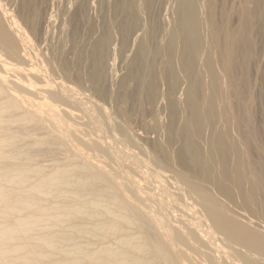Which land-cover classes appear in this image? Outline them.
I'll list each match as a JSON object with an SVG mask.
<instances>
[{
  "label": "bare ground",
  "instance_id": "1",
  "mask_svg": "<svg viewBox=\"0 0 264 264\" xmlns=\"http://www.w3.org/2000/svg\"><path fill=\"white\" fill-rule=\"evenodd\" d=\"M116 1H119V6L124 7L130 0ZM156 1L142 0L136 8L138 6L141 11L152 13ZM171 1L173 6L168 7L175 18V31L170 32L172 35L163 43L164 47L173 51H170L172 54L169 57L164 55V58L168 57V74L164 72L169 84L167 96L170 99L181 87L185 90L184 103L175 97L168 99L170 120L166 125H169V144L167 141L166 143L168 149L174 150L176 158L170 160L166 147L157 142L148 141L145 148H151L155 161L164 163L173 179L182 183L185 189L182 196L161 197L140 185V181L124 165L125 161L109 147L102 129L91 122V117L103 119L101 115L105 111L93 104L88 110L81 108L78 105L80 96L77 90L68 85L74 83L80 87L85 86L98 99H105L110 90L107 91L105 86L104 64L107 47L113 39L110 30L117 26L124 32L123 36L126 34L129 38L138 31V19L141 20V15L140 18H134V13V17L126 16L122 20L121 17L118 23L115 22L116 25L109 22L107 35L92 41L89 50L91 56L88 58L92 62V73L85 78L76 68L86 60V50L83 47L75 45L77 65L74 67L61 58L67 45L65 36L59 37V46H55L51 40L47 41L51 33L44 26L45 31L41 30L44 20L39 5L41 0H0V264H264V230L259 225L258 228L256 224L242 221L245 219L244 215L240 220L231 210V206L237 204L236 207H241L250 215L246 214L248 218L254 217V220L255 217L264 215V173L258 172L262 171L264 163H249V153L254 150L252 139L244 135L245 138L242 137L241 140L244 141V148L240 150L239 145H233L237 134L230 143L231 140L228 141L226 136L231 133L226 132V128L224 133L220 132L222 129L217 127L219 132H214L215 136L212 135L207 143L206 156L204 152V137L208 135L204 133L206 134V129H214L220 99L224 98L223 106L221 105L223 112L220 111V115H224L225 119L233 101L237 108L243 109L245 94L250 89L247 88L248 63L253 44V40L250 41V28H253V24L250 26L249 16L256 13L261 17L264 6H261L259 0H244L242 15L247 28L243 30V34L240 31L242 35L237 36L230 31L226 20L222 21L224 23L218 20L217 0ZM100 3L104 5L101 0L99 6ZM118 9L116 8V12ZM88 11L83 7L78 10L75 18L72 16L73 25L76 24L74 28L77 29L78 24L87 23L92 35V32H96L98 23L94 22ZM128 13L132 15L131 11ZM17 16L25 24L28 33L23 30V24L20 25V21L15 20ZM222 24L224 28L221 27ZM147 28L143 27L146 30L143 31V40L137 48L130 72L127 70L129 74L119 82V95L116 94V98L114 94V106L119 101L124 105L133 98L135 101L138 94L145 104H152L159 95L156 73L154 74L151 63L159 57L157 50L151 47L158 32V24L151 22ZM203 29L208 33V39H205ZM36 38H39V42L43 41L40 38L47 41L46 50L42 47L45 51L40 49L44 41L40 42V46L36 45ZM127 38H123L126 45ZM206 48L208 51H205ZM33 52L35 58L33 56L30 59ZM213 54H217V61ZM201 59L204 67H200L204 68L209 82L205 77L207 81L201 79L205 75L199 72L201 70L197 71L196 65L199 61L202 64ZM160 62L163 63L162 60ZM128 67L130 68V64ZM237 71L242 72V79L237 77ZM202 80L208 83L207 88L205 83L201 84L204 82ZM131 82L137 85L134 84L137 87L135 91L131 90L132 87L129 90ZM205 88L210 92L206 94L207 98L202 97ZM79 89L82 90V87ZM89 90L85 89L84 92ZM248 102L251 103V100ZM72 105L76 106H73L75 111L78 107L80 114L73 111ZM133 105L135 107V103ZM118 106L120 108L117 105L116 110ZM122 106L121 104L119 112H114L120 114L118 116L125 122L128 114L125 110L122 111ZM131 106L130 103L129 107L133 109ZM247 114L249 113L246 111L245 115ZM179 115L183 121V125L178 124L182 125L180 127L175 124ZM249 116L245 121L252 122V117ZM228 120L226 125L234 122L228 123ZM233 128L237 129L234 130L236 133L240 129L235 128V125ZM126 130H129L128 127ZM253 130L251 131L254 132ZM125 133L126 144L132 142L131 135L129 136L131 132ZM61 153L62 157L59 155ZM46 159L52 165L49 166V162L45 165ZM144 175L152 177L150 171Z\"/></svg>",
  "mask_w": 264,
  "mask_h": 264
},
{
  "label": "rangeland",
  "instance_id": "2",
  "mask_svg": "<svg viewBox=\"0 0 264 264\" xmlns=\"http://www.w3.org/2000/svg\"><path fill=\"white\" fill-rule=\"evenodd\" d=\"M43 1L44 2H46V3H43ZM58 1V2H57ZM64 1H66V0H41V3L39 4L40 5V10H41V13H42V20H43V22H42V20H41V22L43 23H41V30H43V32L45 31V29L48 31V29H50L49 30V33H51L50 35V38L47 40V41H50L51 40V42H53V44H55V46H59V41H60V38H64V37H62V35L63 36H65L66 37V39H67V45H66V51H65V49H64V51H62V55L63 56H61V58H62V60H65V62H68V63H70L71 65H73L74 67H76V65H77V63H76V60H75V50H76V46H77V44H78V46L79 47H83L86 51H85V53H86V57H85V61H83L82 62V64H79V65H77V69H78V71L82 74V76H84L85 78H87V77H89V76H91V71H92V62H91V60L89 61V59L88 58H90L89 56H91V54H90V45H91V43H92V41L96 38H100V37H102V36H104V35H107L106 33L108 32V28H109V24L110 23H114V25H116L119 21H120V18H121V20L124 18V17H126L127 16V18H131V17H134V13H136V17H134V18H140L139 16L141 15V20L140 19H138V22H139V24H140V26H138V31L136 30V32L135 33H133V34H131L130 35V37L129 38H127V35L125 34L124 36H123V31H121L119 28H117V26H115V29L113 28V29H111L110 30V32H111V38H113V39H111V41H110V43H109V45H108V47H107V55H106V57H107V59H106V57H105V59H104V61H105V70H106V80H105V86H106V90L108 91L109 89L111 90H109L111 93L110 94H108L109 93V91L107 92V94H106V97H105V99L104 98H102V100H101V98H99L98 99V97L97 96H95L93 93H91V91L89 90V88H87V87H85V86H81L82 87V90H80L79 88H81L79 85H77V84H74V83H72V85H71V83L70 84H68L71 88H73V89H75V90H77V93L79 94V96H80V100H79V103H78V105L81 107V108H83V109H85V110H88L89 108H90V106H91V104H93V105H95V106H97L99 109H101L102 111H105V112H102V117H103V119H104V121H106L107 122V124H106V122H104L103 121V119H99L98 117H91L92 118V123H94L95 124V126H97V127H100L101 129H102V131L104 132V134H105V137H106V139L108 140V142H109V147L113 150V152L118 156V157H120V159H122V160H124L125 161V166L128 168V170H129V172L130 173H132L134 176H136V178H137V180H139L140 182V185L143 187V188H145L147 191H149V192H155L156 194H158V195H160L161 197H173V196H182L183 194H184V189H185V186L182 184V183H180V182H176L174 179H173V177H172V175H171V173L169 172V171H167L166 170V168H165V165H164V163H159V162H156L155 161V157L153 156V153H151L152 151H151V148H145V147H147V143H148V141L150 142H152V143H156L157 142V144H161V145H164V147H166L165 148V150H167L168 151V153H170V155H169V159L170 160H175V155H174V150L171 148V149H168L169 148V146H167L169 143H168V126L169 125H166V124H169V116H170V107H169V100L170 99H174V97H175V99H177V100H179L181 103L183 102L184 103V98H185V90H184V88L183 87H181V88H179L176 92H175V94L173 95V96H171L170 97V99H169V96H167L168 95V91H169V86H167V84H168V78H167V74H168V68H167V59H168V57L169 56H171V54L173 53V51L172 50H169V49H167L166 47H164V45H163V43H166L167 42V40L169 39V37H170V35H172V33H174V31H175V27H174V25H175V23H173V21H175V18H174V15L171 13V8H169L168 6H173L172 5V3H173V1H171V0H157L156 2H155V4H154V7H153V12L152 13H149L148 12V14H147V12L145 13V11H141L140 10V7H138L137 6V8H136V5H138L139 4V2H141L142 0H130V1H132V2H130V1H128L129 3H127L126 4V6H124V7H122V6H119V1H116V0H107V1H105L104 0V3H103V0H101L102 1V4H104L103 6L101 5V3H100V6H99V0H88V2H86L85 0H67L66 1V3L63 2ZM77 1L79 2V3H81L80 4V6L78 5L79 3H77ZM91 1V2H90ZM98 1V2H97ZM221 1V2H220ZM260 2H261V6H264V0H259ZM54 2V3H53ZM85 2V3H84ZM108 2V3H107ZM113 2V3H112ZM116 2V3H115ZM138 2V3H137ZM90 3V4H89ZM112 3V4H111ZM133 3V4H132ZM42 4V5H41ZM48 4V5H47ZM52 4V5H51ZM71 4H73V5H71ZM85 4V5H84ZM93 4V5H92ZM116 4V5H115ZM170 4V5H169ZM217 9L218 10H216L217 12V18H218V20L220 21V22H222V21H225L226 20V22H227V24H228V28L230 29V31H232V33L234 34V35H242L243 33H244V29H246L247 27H246V23H244L245 21H244V19H243V13H242V7H243V5H244V0H217ZM47 6V9H45L46 8V6ZM56 5V6H55ZM63 5V6H62ZM82 5V6H81ZM113 5V6H112ZM131 5H133V6H131ZM49 6V7H48ZM79 6V7H78ZM89 6H92V7H89ZM115 6H117V7H115ZM55 7V8H54ZM69 7V8H68ZM72 7H73V9H72ZM82 7L83 8H86L87 9V13L90 15V13H91V17L93 18V20H94V22H96V24H97V29H96V32L94 31V33L92 32V35H91V32H90V30H89V25L86 23H81V24H78V27H77V29L76 28H74V26H77L76 24L75 25H73L74 24V19L72 18V16H74V18H75V13H78V10H80V9H82ZM107 7V8H106ZM114 7V8H113ZM120 7V8H119ZM124 9H122V8ZM133 7H134V9H136V10H134L133 9ZM78 9V10H75V9ZM97 8V9H96ZM106 8V9H105ZM116 8L118 9L117 10V12H116ZM263 8V11H264V7H262ZM71 9V10H70ZM93 9V10H92ZM130 12L131 11V14L132 15H130V13H128V11ZM168 9H170V12H169V10ZM221 9V10H220ZM228 9V10H227ZM235 9V10H234ZM49 10V11H48ZM56 10V11H55ZM66 10V11H65ZM100 10V11H99ZM114 10H115V12H114ZM58 11V12H57ZM63 13H62V12ZM106 11V12H105ZM113 11V12H112ZM53 12V13H52ZM66 14H65V13ZM74 14V15H72V13ZM111 12V13H110ZM118 12H120L119 14H120V16H119V14H117ZM124 12V13H123ZM126 12V13H125ZM141 12V13H140ZM224 12V13H223ZM60 13V14H59ZM114 15H113V14ZM121 13H122V15H121ZM227 13V14H226ZM234 13V14H233ZM47 14V15H46ZM115 14H117V16H118V18L116 17V15ZM126 14V15H125ZM151 14V15H150ZM59 17H58V16ZM68 15V16H67ZM88 15V16H89ZM99 15H101L102 17H99ZM169 15V16H168ZM240 15V16H239ZM89 16V17H90ZM95 16V17H94ZM109 16V17H108ZM115 16V17H114ZM251 16V17H250ZM249 16V24H250V26L252 25V29L250 28V41H252V55H251V57H250V59H249V61H250V63H248V66H250L249 68H248V74H249V77H248V84H247V88H249L250 87V91L248 90L247 91V89H246V91H247V93L245 94V97H244V101H243V109L245 110L244 112H243V109H241V108H237V105H236V103L233 101V105H232V107H231V110L229 111V113H228V116H226L227 118V120H228V123L229 122H235V124H234V122L233 123H230V124H227L226 125V123H227V120L224 118L225 116L224 115H222L223 116V119L226 121V122H223L224 120L222 119V116L220 115L221 114V112H223L222 111V109H221V107L223 106V103H224V100H222V99H224V98H222V99H220L221 101H219L220 103L218 104L219 106H218V108H217V110L219 111H217L218 112V118H217V121L215 122V124L217 123V125H215L214 124V129H215V127H216V129H215V131H214V129L213 130H211L210 131V129H206V134L204 133V135H207V137L206 138H208L209 136V140L208 139H206L205 137H204V152H205V156H206V154H207V151L205 150V149H208V145H207V143L212 139V135H213V137L215 136V133H218L219 132V130H221L220 132H225L226 131V129L228 130V131H226V132H228V133H231V134H229V135H227V134H225V135H227L226 137H227V139L229 138V140L228 141H230L231 140V142L230 143H232L235 139V136H236V134H237V136H236V144H234L235 143V141L233 142V145H236V146H238L239 145V149L240 150H243V142L244 141H241L242 140V137L243 138H245L244 137V135H247V136H249L250 138V140H251V143H252V149H254V150H251V152L249 153V156L250 157H248L249 158V163L251 164V162L253 161V163L252 164H254V162H255V164L257 163V162H261L262 164L264 163V13L262 14V16H263V18H262V16L260 17L259 15H257L256 13H255V15L252 13V15H250ZM253 16V17H252ZM256 16V17H255ZM49 17V18H48ZM52 17V18H51ZM68 17V18H67ZM106 17V18H105ZM149 17V18H148ZM239 17H241V18H239ZM18 18V16L17 17H15V20H18L17 19ZM71 18V19H70ZM98 21H95V19ZM147 18V19H146ZM151 18V19H150ZM171 18V19H170ZM222 18V19H221ZM225 18V19H224ZM49 19V20H48ZM60 19H62V20H60ZM73 19V20H72ZM109 19V20H108ZM119 19V20H118ZM47 20V21H46ZM69 21V23L68 24H70L69 25V29H68V24H67V22ZM105 20V21H104ZM108 20V21H107ZM115 20V21H114ZM228 20V21H227ZM230 20V21H229ZM242 20H243V22H242ZM253 20V21H252ZM20 20H18V22H19ZM52 21H54V22H52ZM58 21V22H57ZM61 21H62V23H61ZM66 21V26H67V28H66V26H65V24H64V22ZM100 21H101V23H100ZM104 21V22H103ZM112 21H114V22H112ZM142 21V22H141ZM144 21V22H143ZM250 21H251V23H250ZM47 22V23H46ZM110 22V23H109ZM115 22H117V23H115ZM151 22H153V23H156V24H158V32H159V30H161V32L158 34V32H157V34H156V36H155V39L151 42V47L153 48V49H155V50H157V52H158V54L159 55H157V56H159V57H156L155 58V60H153V62H151L152 64H153V69H154V74H155V76H156V79H157V91L159 92V95L156 97L157 99H155V101L152 103V104H145L144 103V101H143V99H141L140 98V95L138 94L137 95V97L135 98V101H133V99L131 100L132 102H133V104L135 103V107H134V105L132 104V102L130 101V103H131V108H133V109H130V103H127V104H123V102L121 103L120 101L118 102V104L116 103V107H117V105H120V108H119V106H118V110H116V107L113 105V104H115V99L113 100V98H114V94H115V97L117 98V96H116V94L117 95H119V82H120V80L124 77V76H126V75H128L129 74V72H130V69H131V66H132V61H133V58L135 57V55H136V52H137V48H138V46H139V44H141L142 43V38H143V31L144 30H146V29H143V27L145 28H147V26H148V28H149V25H150V23ZM20 23V25H22V28H23V30L26 32V33H28L27 32V28H25V24L24 23H22V21H20L19 22ZM52 23V24H51ZM55 23V24H54ZM58 23V24H57ZM105 23V24H104ZM222 23H224V22H222ZM63 24H64V26H63ZM146 24H147V26H146ZM174 24V25H173ZM227 24H226V26H227ZM258 24V25H257ZM51 25V26H50ZM63 26V29H62V26ZM81 25H83L82 27H81ZM87 25V26H86ZM100 25V26H99ZM106 25L108 26V27H106ZM145 25V26H144ZM160 25V26H159ZM24 26V27H23ZM45 27V29H44V27ZM48 26H49V28H48ZM52 26H55V27H52ZM142 26V28H140ZM234 26V27H233ZM54 28V29H51V28ZM86 27V28H85ZM88 27V28H87ZM222 28H224L225 26H224V24H222V26H221ZM238 27V28H237ZM240 27H242V29H240ZM25 28V29H24ZM147 28V29H148ZM160 28V29H159ZM237 28V29H236ZM57 29V30H56ZM60 29V30H59ZM105 29H107V30H105ZM117 29V30H116ZM143 29V30H142ZM170 29V30H169ZM62 30H67V31H65V32H63ZM70 30V31H69ZM76 30H77V33H76ZM105 30V31H104ZM234 30V31H233ZM239 32H238V31ZM242 30V34H241V31ZM60 31V32H59ZM72 31V32H71ZM115 31V32H114ZM117 31V32H116ZM205 31V32H204ZM58 32H59V34H58ZM71 32V33H70ZM79 32V33H78ZM86 32V33H85ZM104 32V33H103ZM113 32H114V34H113ZM122 32V33H121ZM170 32H172V33H170ZM252 32V33H251ZM64 33L66 34V35H64ZM84 33V34H83ZM237 33V34H236ZM239 33V34H238ZM56 34V35H55ZM58 34V35H57ZM81 34V35H80ZM87 36H86V35ZM97 34V35H96ZM203 34H204V36H205V39H208L209 37H208V33L206 32V30L205 29H203ZM207 34V35H206ZM259 34V35H258ZM75 35V36H74ZM77 35V36H76ZM100 35V36H99ZM134 35V36H133ZM168 35V36H167ZM58 36V37H57ZM72 36V37H71ZM86 36V37H85ZM93 36V37H92ZM132 36V37H131ZM207 36V37H206ZM53 37V38H52ZM60 37V38H59ZM79 37H81V38H79ZM57 38V39H56ZM59 38V39H58ZM79 38V39H78ZM84 38V39H83ZM125 38H127L128 39V43H129V45H128V43H127V45L126 44H124V39ZM132 38V39H131ZM167 38V39H166ZM39 39V38H38ZM37 38H36V41H38L39 42V40H38ZM40 39H43V41H44V45L42 44L41 46H40V42H42L43 43V41L42 40H40V42H39V44H37L36 43V41H35V43H36V45H39V46H37L38 48H40L41 50H43V51H45L46 50V47H47V41L45 42V40H44V38H40ZM56 41H55V40ZM76 39V40H75ZM130 39V40H129ZM78 40V41H77ZM85 40V41H84ZM139 40V41H138ZM166 40V41H165ZM89 41H90V43H89ZM164 41V42H163ZM55 42V43H54ZM77 42V43H76ZM85 42V43H84ZM162 42V43H161ZM46 43V44H45ZM122 44V45H121ZM135 44V45H134ZM46 45V46H45ZM70 45H71V48H70ZM76 45V46H75ZM120 45V46H119ZM126 45V46H125ZM163 45V46H162ZM75 46V47H74ZM88 46V47H87ZM123 46V47H122ZM124 46H125V48H124ZM130 46V47H129ZM162 47V48H158V47ZM42 47H44L45 48V50H44V48L42 49ZM74 48V49H73ZM88 48V49H87ZM109 48V49H108ZM157 48V49H156ZM125 49V50H124ZM158 49H159V51H158ZM161 49V50H160ZM163 49V50H162ZM164 49H167L166 51H164ZM69 50V51H68ZM72 50V51H71ZM129 50V51H128ZM208 51V49L206 48L205 49V51ZM68 51V52H67ZM161 51H163V52H161ZM167 51H168V53H167ZM170 51H172V53L170 52ZM167 54H166V53ZM29 53V52H28ZM66 53V54H65ZM68 53V54H67ZM89 53V54H88ZM109 53V54H108ZM31 54H33V55H31ZM31 54H28V56L29 55H31V56H29V58L30 59H33V58H35V53L33 52V53H31ZM64 54L65 55H67V56H64ZM71 54V55H70ZM162 54H163V56H162ZM70 55V56H69ZM164 55L165 56H168L166 59L164 58ZM217 55V54H216ZM216 55L215 54H213V56L215 57L214 59L217 61V59H216ZM226 55V54H225ZM224 55V58L223 59H225L226 58V56ZM258 55V56H257ZM34 56V57H33ZM115 56H116V58H115ZM131 56V57H130ZM31 57H33V58H31ZM67 57H68V59H67ZM125 57V58H124ZM161 57H163L162 59H160ZM64 58V59H63ZM66 58V59H65ZM158 58V59H157ZM132 59V60H131ZM157 59V60H156ZM67 60V61H66ZM159 60V61H158ZM162 60V62H163V60H165L162 64H161V61ZM31 61H33V60H31ZM71 61V62H70ZM107 61V62H106ZM124 61V62H123ZM154 61H157L160 65H162V67L157 63L156 64V62H154ZM248 61V62H249ZM129 62V63H128ZM131 62V63H130ZM203 62L204 61H202V59H201V63L202 64H200V61H199V63H198V65H196V67H197V71H199V70H201V71H199L202 75H204V76H201V79H203L204 77L208 80V82H209V79L207 78L208 77V75L206 74V73H204V68H202V67H200V65L201 66H203ZM29 64V63H28ZM129 64H130V68L128 67L129 66ZM166 64V65H165ZM250 64V65H249ZM30 65V64H29ZM145 65H146V62H145ZM219 66V65H218ZM86 67V68H85ZM126 67V68H125ZM204 67V66H203ZM81 68V69H80ZM167 68V69H166ZM200 68V69H199ZM88 69H90V70H88ZM166 69V70H165ZM219 70L218 71H220L221 72V70H220V68H218ZM127 70H129V72L127 71ZM160 72H159V71ZM162 70V71H161ZM166 71V72H165ZM157 72H159V73H157ZM167 73V74H165V73ZM241 71H237V77L239 78V79H242V78H240V77H242V72L240 73ZM158 74H159V76H158ZM221 74V73H220ZM242 74V75H241ZM109 75V76H108ZM122 75V76H121ZM111 76V77H110ZM162 76V77H161ZM159 77H161V78H163V77H166V79L165 78H163V79H161V78H158ZM204 78V80H206ZM161 80V81H160ZM204 80H202V81H204ZM206 80V81H207ZM166 82V83H165ZM164 83V84H163ZM204 83H205V81L202 83L201 82V84H203L204 85ZM135 84L136 85V83L135 82H131L130 83V86H129V90H130V87H132L133 89H131V90H133V91H135L134 89H137V85L135 86H133V85ZM208 84V83H207ZM206 83H205V85L204 86H206L207 85ZM108 85V86H107ZM161 85V86H160ZM169 85V84H168ZM202 85V86H203ZM75 86H77V88L75 87ZM136 87V88H135ZM206 88H207V86H206ZM205 88V90H203V94L204 95H202V97L204 96L205 98H207L208 96H206V94L208 95V94H210V92H208V90ZM85 89H88L89 91H85L84 92V90ZM168 89V90H167ZM204 89V88H203ZM252 89V90H251ZM261 89V90H260ZM180 90V91H179ZM182 90H183V92H182ZM113 91V92H112ZM118 91V92H117ZM249 92V93H248ZM181 93V94H180ZM255 93V94H254ZM112 94V95H111ZM263 94V95H262ZM107 95H108V97H107ZM109 95H111L110 97H109ZM247 95V96H246ZM160 96V97H159ZM173 97V98H172ZM250 97V98H249ZM139 98V99H138ZM166 98V99H165ZM248 98V99H247ZM262 98V99H261ZM136 99H138V100H136ZM141 99V100H140ZM169 99V100H168ZM183 99V100H182ZM247 99V100H246ZM166 100V101H165ZM249 100H251V103H249L248 101ZM136 101H137V103H136ZM223 101V102H222ZM247 101V102H246ZM255 101V102H254ZM257 101V102H256ZM105 102V103H104ZM142 102H143V105H142ZM246 102V103H245ZM123 105L122 106V108H123V112H124V110H125V112L128 114V118L130 117V120L128 119V118H125L126 119V121L124 122L118 115H120V114H117V113H115L116 111L117 112H119L120 110L119 109H121V104ZM140 103V104H139ZM222 103V104H221ZM235 103V104H234ZM250 105H249V104ZM253 103H254V105H253ZM261 103V104H260ZM107 104V105H106ZM137 104H138V107H137ZM155 104V105H154ZM252 104V105H251ZM129 105V106H128ZM140 105V106H139ZM167 105V106H166ZM182 105V104H181ZM222 105V106H221ZM75 107L76 108V106L75 105H72L71 107ZM110 106V107H109ZM153 106V107H152ZM161 106V107H160ZM247 106V107H246ZM251 106V107H250ZM73 107V111L75 112V113H77V114H80L79 112H78V107H77V111H75L76 109ZM115 107V108H114ZM125 107V108H124ZM128 107H129V109H128ZM144 109H143V108ZM234 107V109H232ZM242 107V106H241ZM250 107V108H249ZM253 107V108H252ZM203 108H204V106H203ZM236 108V109H235ZM247 108V109H246ZM250 110H249V109ZM238 109H241V110H238ZM129 110H131V111H129ZM152 110V111H151ZM235 110V111H234ZM249 110V111H248ZM253 110V111H252ZM115 111V112H114ZM138 111H140V113L138 112ZM155 111V112H154ZM221 111V112H220ZM233 111V112H232ZM246 111H247V113H249L250 114V116H249V114H247L249 117H252V122H248V120L247 121H245L246 119H248L247 117V115H245V113H246ZM251 111V112H250ZM131 114V116H130V114ZM132 112V113H131ZM166 112V113H165ZM169 112V113H168ZM231 112V113H230ZM235 112V113H234ZM237 112V113H236ZM239 112V113H238ZM146 113V114H145ZM235 115H234V114ZM241 113H242V115H241ZM253 115H252V114ZM117 114V115H116ZM143 115V116H142ZM155 115V116H154ZM230 115H232V117H234L236 120H234V118H232ZM234 115V116H233ZM239 115V116H238ZM252 115V116H251ZM107 116V117H106ZM113 116V117H112ZM164 116V117H163ZM179 116L181 117V118H179ZM179 116H177V118L175 119V124H177L176 126H178V127H180V125H178L179 123H182V125H183V121H182V116L181 115H179ZM229 116H230V118H232L233 120L231 121V119L229 118ZM235 116H237V117H235ZM104 117H106V118H104ZM158 118V119H157ZM255 118V119H254ZM263 118V119H262ZM112 119V120H111ZM157 119V120H156ZM222 121H221V120ZM149 120V121H148ZM121 121V122H120ZM158 121V122H157ZM164 121V122H163ZM240 121H242L240 124H238ZM129 124H128V123ZM178 122V123H177ZM236 122H238V123H236ZM111 123V124H110ZM115 123V124H114ZM123 123H124V125H123ZM158 123V124H157ZM219 123H220V125H219ZM223 123V124H222ZM225 123V124H224ZM121 124V125H120ZM163 124V125H162ZM239 125V126H237V125ZM247 124V125H246ZM250 124H252V125H250ZM118 125H120L119 127H121V128H119V127H117ZM181 125V126H182ZM225 125V126H224ZM228 125H230V128L228 127ZM234 125H235V128L237 127V128H240V129H238V131H237V133L234 131V130H237V129H234L233 127H234ZM248 125H249V127H248ZM125 126V127H124ZM243 126V127H242ZM246 126V127H245ZM254 126H255V128H254ZM127 127H128V129L129 130H126L127 129ZM164 127V128H163ZM167 127V128H166ZM217 127H219L218 129H217ZM115 128V129H114ZM118 128V129H117ZM123 128H125V129H123ZM226 128V129H225ZM230 130H229V129ZM232 128V129H231ZM250 128V129H249ZM121 129H123V130H121ZM243 129V130H242ZM254 129V130H253ZM119 130H121L120 132H123L124 130L127 132V134L128 133H130L129 134V136L131 137V141L132 142H127V144L129 145H132L133 144V146H134V144L136 143V145L134 146V148H133V146H129L128 147V145L126 144V142L125 141H127V136L125 137L124 136V134L123 133H125V131L123 132V133H120L119 132ZM210 131V133L211 134H209V131ZM240 130V131H239ZM241 130H242V133H241ZM248 130H250V131H248ZM251 130H253L254 132H252ZM118 131V132H117ZM230 131V132H229ZM246 131V132H245ZM215 132V133H214ZM240 132V133H239ZM243 132H244V134H243ZM249 132V133H248ZM256 132V133H255ZM133 133V134H132ZM213 133V134H212ZM233 133V134H232ZM235 133V134H234ZM241 135H239V134ZM122 134V135H121ZM126 134V133H125ZM235 135V136H234ZM241 137V138H239V136ZM125 138H124V137ZM254 136V137H253ZM138 138V139H137ZM239 138V139H238ZM256 138V139H255ZM126 139V140H125ZM135 139V140H134ZM158 139V140H157ZM160 139V140H159ZM164 139H165V141H164ZM167 139V140H166ZM240 140V141H238V140ZM255 141H254V140ZM244 140V139H243ZM146 141V142H145ZM154 141V142H153ZM158 141L160 142V141H162V143L160 142V143H158ZM166 141H167V143H166ZM237 141L239 142V143H237ZM144 142V143H143ZM150 142V143H151ZM242 142V144H240ZM132 143V144H131ZM165 143V144H164ZM141 144H142V147H141ZM205 144H206V146H205ZM143 145H144V148H143ZM241 145V146H240ZM243 145V146H242ZM139 146V147H138ZM137 147V148H136ZM242 147V148H241ZM131 148V149H130ZM138 148H141V149H138ZM133 149V150H132ZM137 150V151H136ZM173 150V151H172ZM142 151H144V152H142ZM151 151V152H150ZM170 151V152H169ZM171 152H173V153H171ZM252 152H254V153H252ZM91 154L92 155H94L92 152H91ZM252 154V155H251ZM60 155V157H62L61 155H62V153L61 154H59ZM171 156V157H170ZM174 156V157H173ZM259 158V159H258ZM153 159V160H152ZM233 159V158H232ZM252 159V160H251ZM255 160V161H254ZM260 160V161H259ZM46 161V163L47 164H45V165H48V162L50 161L49 159H46L45 160ZM45 163V162H44ZM49 163H51V164H49V166L50 165H52V162H49ZM158 163V164H157ZM232 163V162H231ZM130 164H132L131 166H130ZM169 164H171L170 162H169ZM128 165H129V167H128ZM264 165V164H263ZM230 169H232L233 168V163H232V165H230ZM264 167V166H263ZM264 169V168H263ZM262 169V171L261 170H258V172H263L264 173V170ZM147 171H150L151 172V174H152V177H147L146 175H144V173H146ZM263 200H264V198H262ZM263 200H262V205H264V202H263ZM240 204V203H239ZM238 204V205H239ZM237 205V204H236ZM236 205L234 206L235 208H238V209H234V207H232L231 205V210H232V212H233V214L235 213V215L237 214V215H239V216H237L236 215V217H238L240 220H241V217L243 216V217H245V219H242V221L244 220L245 222H248V223H253V225H259L260 226V229L261 230H264V215H263V217L261 216H258V217H260V218H257V217H255V219L253 220V218L252 217H250V218H248V216H250L246 211H244L241 207H236ZM241 205V204H240ZM262 208H263V210H264V207L262 206ZM241 209L243 210V211H241ZM239 210V211H238ZM237 212V213H236ZM242 213V214H241ZM246 214H248V216L246 215ZM242 217V218H243ZM247 219V220H246ZM261 219V220H260ZM181 221H183V219H181ZM254 221V222H253ZM256 222H258V223H256ZM255 225V226H256ZM259 226H258V228H259Z\"/></svg>",
  "mask_w": 264,
  "mask_h": 264
}]
</instances>
